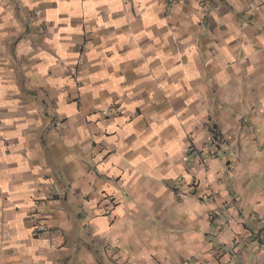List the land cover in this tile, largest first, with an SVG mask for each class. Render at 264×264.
<instances>
[{"label":"clouds","instance_id":"obj_1","mask_svg":"<svg viewBox=\"0 0 264 264\" xmlns=\"http://www.w3.org/2000/svg\"><path fill=\"white\" fill-rule=\"evenodd\" d=\"M0 264H264V0H0Z\"/></svg>","mask_w":264,"mask_h":264}]
</instances>
